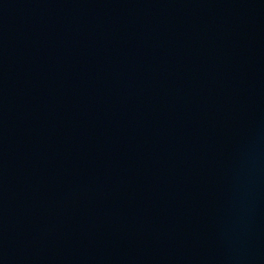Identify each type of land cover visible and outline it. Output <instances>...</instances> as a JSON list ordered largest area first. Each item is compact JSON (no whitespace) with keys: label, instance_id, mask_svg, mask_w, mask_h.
I'll list each match as a JSON object with an SVG mask.
<instances>
[{"label":"water","instance_id":"water-1","mask_svg":"<svg viewBox=\"0 0 264 264\" xmlns=\"http://www.w3.org/2000/svg\"><path fill=\"white\" fill-rule=\"evenodd\" d=\"M0 264H264V0H0Z\"/></svg>","mask_w":264,"mask_h":264}]
</instances>
